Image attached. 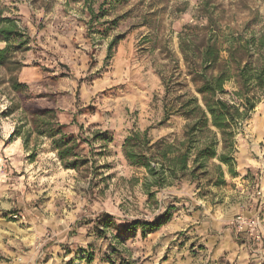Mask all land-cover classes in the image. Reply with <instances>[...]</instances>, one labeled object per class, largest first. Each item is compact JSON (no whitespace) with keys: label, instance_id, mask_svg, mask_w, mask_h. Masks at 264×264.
I'll list each match as a JSON object with an SVG mask.
<instances>
[{"label":"rangeland","instance_id":"374dc122","mask_svg":"<svg viewBox=\"0 0 264 264\" xmlns=\"http://www.w3.org/2000/svg\"><path fill=\"white\" fill-rule=\"evenodd\" d=\"M0 15L13 19L27 42L16 53L23 65L18 80L32 95H45L42 101L54 100L79 154L100 166L90 189L88 174L63 168L48 141L31 159L21 139L11 138L18 113L6 115L11 100L0 92V264L86 262L88 253L91 264H213L198 219L229 229L246 196L256 208L250 186L262 192L264 216V96L235 136L236 176L222 165L221 186L183 180L148 200L134 182L142 170L122 155L132 130H147L152 141L181 136L185 119H164L163 108L166 98L194 94L181 46L195 49L204 36L221 39L251 20L247 34L260 31L264 0H0ZM243 149L247 166H240ZM167 206L171 217L152 232L130 225L151 221ZM198 257L202 262L190 260Z\"/></svg>","mask_w":264,"mask_h":264},{"label":"trees","instance_id":"16d2710c","mask_svg":"<svg viewBox=\"0 0 264 264\" xmlns=\"http://www.w3.org/2000/svg\"><path fill=\"white\" fill-rule=\"evenodd\" d=\"M253 22H245L244 29L230 31L221 39L217 34L206 35L195 49L181 46L185 74L194 94L184 91L172 99L166 98L163 104L164 119L170 115L185 119L181 136L152 141L147 130H132L124 138L122 155L130 166L142 170V177L134 182H139L148 200L159 190L177 186L183 180L190 183L203 180L202 185L221 186L224 184L222 165L228 174L236 176L235 136L242 121L249 118L264 96V28L258 32L251 29L247 34ZM23 35L13 19L0 15V42L4 43L0 48V92L11 100L6 115L18 113L11 138L21 139L31 159L40 142L48 141L60 165L84 170L89 176V188L93 189L99 183L96 176L100 166L79 154L76 139L63 130L65 125L58 119L60 110L54 100L48 96L42 101L45 95H32L28 86L18 80L17 73L23 65L16 53L27 43ZM222 44L227 45L223 48ZM227 84L233 89H226ZM169 93L166 85L164 98ZM94 136L101 137L102 133ZM213 159L218 163L211 164ZM172 209L167 206L151 221L135 219L130 225L140 226L145 235L168 221ZM92 259L93 255L88 253L87 264Z\"/></svg>","mask_w":264,"mask_h":264},{"label":"crops","instance_id":"0c3cea01","mask_svg":"<svg viewBox=\"0 0 264 264\" xmlns=\"http://www.w3.org/2000/svg\"><path fill=\"white\" fill-rule=\"evenodd\" d=\"M244 149L239 153L240 166H247L249 163L244 162ZM233 180V179H232ZM244 179L240 181V183H244ZM262 183L264 186V179H262ZM245 184H248L247 182ZM240 185V184H239ZM248 188V186H247ZM246 188V189H247ZM253 187L250 186L251 195L253 196ZM250 192V191H249ZM264 194V192H263ZM251 199L247 198L238 203L236 211L234 214L238 212H244L250 214L253 212L251 206L249 205ZM233 214V215H234ZM221 221H211L210 219H201L197 220L196 229L204 236L205 242L213 248V253L208 255V258H211L213 264H220L222 261L229 264H259L260 256L263 257L261 250L253 245L245 244L244 242L237 240L229 232V229H222ZM222 229V230H221ZM221 230V232L219 231ZM239 242H243L239 244ZM68 256V255H67ZM66 258V256H65ZM186 260V261H185ZM180 260L179 262H183L188 264V259ZM193 262H202V258H192L190 259ZM74 264H86L83 259H79V261H72ZM69 263V264H72ZM78 262V263H77ZM264 262V259H263ZM170 264H176V262L172 261Z\"/></svg>","mask_w":264,"mask_h":264},{"label":"built area","instance_id":"2783aa9c","mask_svg":"<svg viewBox=\"0 0 264 264\" xmlns=\"http://www.w3.org/2000/svg\"><path fill=\"white\" fill-rule=\"evenodd\" d=\"M256 208L252 214L238 212L228 221L227 226L233 232L235 238L247 241L260 250L264 249V216L261 212L262 192L260 188H254Z\"/></svg>","mask_w":264,"mask_h":264}]
</instances>
